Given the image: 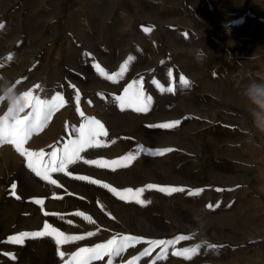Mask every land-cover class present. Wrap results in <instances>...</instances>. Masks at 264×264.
Wrapping results in <instances>:
<instances>
[{
  "label": "rangeland",
  "instance_id": "374dc122",
  "mask_svg": "<svg viewBox=\"0 0 264 264\" xmlns=\"http://www.w3.org/2000/svg\"><path fill=\"white\" fill-rule=\"evenodd\" d=\"M19 5L20 25L9 29L7 16ZM0 24L4 25L0 77L15 83L18 92L35 89L41 98L57 93L63 98L62 106L23 147L50 152L89 118L100 121L107 132L98 138L99 147L86 149L81 160L68 166L71 175L52 174L56 185L29 169L14 145L0 143V264H65L79 248L122 235L142 239L113 258L112 264H190L172 254L196 245L202 252L227 245L264 249V133L254 127L255 105L244 95L250 82H264V0H0ZM9 54L11 60L6 59ZM147 54L154 59L152 76L151 66L147 71L141 63ZM80 60L86 62L85 68ZM96 65L104 72L116 68V73L126 65L128 71L110 81ZM181 75L190 82L187 86L180 82ZM133 81L140 82V98L161 91L159 86L191 90L200 85L214 94L215 104L184 117L157 112L147 116L112 104L103 106L105 89L119 90ZM6 109V103L0 104V115ZM132 117L140 118L134 121L135 128L119 129ZM176 120L180 123L173 128H151L152 123ZM206 136L245 141L244 148L254 152L243 161L236 156L238 150H231L235 146L228 150L208 146L209 153L198 155H161L155 150L169 145L151 144V137L169 141ZM125 156L133 159L121 160ZM91 160H121L127 166L101 168L85 162ZM81 175L121 191L145 188L141 199L148 203L141 205L131 196L121 200L101 185L75 178ZM148 184L185 191L169 195L147 189ZM197 189L199 194H189ZM36 199L44 203L37 205ZM199 201L226 208H201ZM45 221L65 235L85 239L61 245L52 237L26 238L22 245L8 242L9 236L20 232L42 230ZM88 232L94 235L88 237ZM198 233L207 239H180L159 259V248L141 255L149 247L147 240L192 238ZM108 261L105 256L91 264Z\"/></svg>",
  "mask_w": 264,
  "mask_h": 264
},
{
  "label": "snow or ice",
  "instance_id": "6c2138e0",
  "mask_svg": "<svg viewBox=\"0 0 264 264\" xmlns=\"http://www.w3.org/2000/svg\"><path fill=\"white\" fill-rule=\"evenodd\" d=\"M4 25L0 24V28H3ZM7 60H11V54L6 57ZM131 59V58H129ZM0 67H3L0 64ZM97 70L101 73V75L107 76L109 79H115L118 76L123 75L126 70V65L121 66L120 71L118 73L113 74L112 76H108L103 69L99 67V65L95 66ZM180 82L184 85H188L190 82L181 75ZM19 83V81H17ZM153 83H157L153 81ZM159 86V85H158ZM161 90H165L162 86ZM36 88H39V85H36ZM140 89V82L133 81L128 84V86L124 89V95L121 97H117V100L120 104L121 109L124 107H134L137 112H147L148 107L147 104L150 101V97H146L144 101H141L140 91H134L133 89ZM168 91H172V88H168ZM35 89H30L24 91L22 93L25 98V109L27 111L25 114L20 115L16 119H10L11 110L5 113V115L0 118V143H10L15 146L16 150L26 158L27 167L31 169L37 176L42 177L43 180L47 181L52 185H56L57 181L52 178V174L54 173H66L71 175V173H67V169L69 165L75 164L77 161L81 160L83 157L81 153H83L88 148H94L100 146L99 137L106 136L107 132L104 130L103 124L96 120L95 118H89L87 122L81 124L78 129H75L73 135L63 143L61 147H53L52 151L44 152L40 151H30L27 148H24L23 145L26 140L34 133L43 128L45 123L51 118L52 113L63 104L62 96L57 93L50 99L41 98L39 95L34 94ZM80 96L79 93H76V101L79 104ZM79 111V108H77ZM22 112L24 110H21ZM83 115V113H81ZM180 123L179 120L162 123L160 125H155L157 127H162L165 129L173 128ZM141 150L143 151H151L147 149H143L141 146ZM172 149H158L155 150L157 154H163L164 152L171 151ZM133 159L132 156L121 157V160L131 161ZM121 160H113V161H85L89 164H96L101 168H110L113 166H127L126 164H121ZM76 179L82 181H90L93 184L101 185L105 189H108L114 195L118 196L121 200H125L128 196H131V199L135 200L137 203L144 205L148 203L141 199L145 188H125L122 191L117 190L114 187H111L107 183H103L99 180L92 179L88 176H76ZM12 195H16L15 189L16 184H12ZM147 189H158L161 192H165L167 194H172L174 192H184V187H176V186H159L154 184L146 185ZM201 190L197 189L194 192H190V195H197ZM128 194V195H125ZM19 198V197H17ZM37 205H42L44 201L42 199H36L34 201ZM212 207V205H209ZM75 215L83 216V218L89 222L94 223L91 220V217L84 215L81 212H76ZM71 223V222H69ZM94 233L88 232L87 236L91 237ZM36 237H52L55 240L57 245H61L64 243H68L69 241H78L85 239L84 236H69L65 235V233L61 232L58 228L53 227L50 223L45 221L42 226V230L39 231H25L20 232L18 234L12 235L8 237V242L22 245L25 242L26 238H36ZM140 237H136L133 235H122V236H113L111 239H108L105 243H98L95 247L91 248H79L78 251L71 254L70 258L65 260V264H91L92 261L102 260L105 256L109 257L108 264H112V260L115 257H119L125 249L134 246V244H138L141 242ZM180 239H190V237H177L175 240L169 239H151L147 240L146 243L149 247L145 248L141 253L142 256H147L150 254L152 249L159 248L160 254L157 257L165 256L168 249L175 245ZM209 247H216V245H208ZM200 245H196L191 249H184L181 251H174L173 255L180 256L183 253L190 252L191 254H195L199 250ZM62 257L64 253H59ZM15 258L14 256L12 257ZM185 259H191V255H185ZM129 264H133V261H129Z\"/></svg>",
  "mask_w": 264,
  "mask_h": 264
},
{
  "label": "crops",
  "instance_id": "0c3cea01",
  "mask_svg": "<svg viewBox=\"0 0 264 264\" xmlns=\"http://www.w3.org/2000/svg\"><path fill=\"white\" fill-rule=\"evenodd\" d=\"M21 5L15 9H11V13L8 14L6 19V26L10 29L15 25V23L19 26L20 25V11H21ZM15 17H18L16 19ZM15 18V19H14ZM152 39V36L150 37ZM152 43L149 42V51H152ZM192 62V61H191ZM80 63L84 66H86V62L83 60H80ZM145 64L148 68L151 66V73L150 76H152V66L154 64V59L151 54H147V57L145 58L144 62H141ZM193 63V62H192ZM110 64V63H109ZM85 69L83 70V72ZM128 69L126 68L123 75L127 73ZM117 72V69H110L109 72H106L110 76L115 74ZM79 77V76H76ZM82 78V76H80ZM121 78V76H118ZM105 78V77H104ZM116 79V78H115ZM115 79H109L115 80ZM78 80V79H77ZM106 80V78L104 79ZM124 89L125 88H119L118 89H105L106 93H104V99H103V106L107 107V105H111L112 107L120 106L117 97H121L124 95ZM136 91V90H134ZM146 97H150V101L147 104V107L149 108L147 112H137L134 107H124L127 112H136L137 114H149V113H162V114H181L183 117L184 114H199L201 111L199 108L201 106H208V104H215V98L214 94L211 92H208L206 89L200 88V85H197L196 88L191 90L186 89H173L172 91H168L167 89L161 90L159 92L150 91L149 94L147 92L145 94L141 95V101L143 102ZM160 110V111H159ZM148 116V115H147ZM148 118V117H147ZM140 118L138 117H132L130 119V123L127 124L128 126L118 127L119 129H132L134 126V121L136 122ZM143 120V119H141ZM152 122H154V119H151ZM145 122H149L150 120H144ZM157 124L152 123L151 128H155ZM121 137V134H118ZM123 135V134H122ZM118 138V137H117ZM115 138V139H117ZM153 140H151L152 145H169L168 148L172 149L171 151H167V153H176V154H191V155H198L200 153L205 154L206 152L209 153L208 146H212L214 148H220L223 150H228L231 148V146H235L231 148V150L236 149V156L240 159V161H243L244 159L249 160L251 152H254V149H245L244 146L245 141H239V140H233V139H224L219 138L215 136H206V137H194V138H178L174 137L169 141H161V140H155V137H151ZM120 139V138H118ZM133 139L131 140V142ZM237 141V142H236ZM239 141V142H238ZM137 143V141H133ZM183 144L188 145H197V148L194 147H186ZM165 149V148H162ZM241 164V163H240ZM244 165V164H243ZM209 202H202L199 201V207L201 208H226L223 205H212V207H209ZM207 239L202 233H198L197 235H193L190 240H205ZM186 241V240H185ZM255 248H249V249H243V248H232L228 245L224 248L220 249H214V248H208L206 251H197L194 255L190 252L183 253L180 256H177L179 258H183L185 262H188L190 264H264V249H255ZM170 255V254H169ZM185 255H191V259H185ZM172 256H176L173 255Z\"/></svg>",
  "mask_w": 264,
  "mask_h": 264
},
{
  "label": "clouds",
  "instance_id": "9594fccd",
  "mask_svg": "<svg viewBox=\"0 0 264 264\" xmlns=\"http://www.w3.org/2000/svg\"><path fill=\"white\" fill-rule=\"evenodd\" d=\"M23 92L16 90V84L0 77V104H7L6 112L11 110L10 119H16L25 114V98ZM244 95L251 104L255 105L251 109L254 127L261 133H264V82L252 81L244 91ZM21 110H24L23 112ZM5 112V113H6ZM3 115H0L2 118Z\"/></svg>",
  "mask_w": 264,
  "mask_h": 264
}]
</instances>
